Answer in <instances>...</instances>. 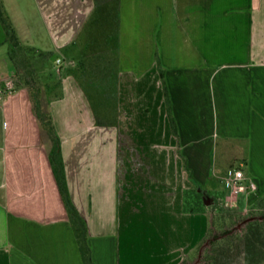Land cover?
I'll return each instance as SVG.
<instances>
[{
  "label": "crops",
  "instance_id": "0c3cea01",
  "mask_svg": "<svg viewBox=\"0 0 264 264\" xmlns=\"http://www.w3.org/2000/svg\"><path fill=\"white\" fill-rule=\"evenodd\" d=\"M0 1L21 43L49 54L52 63L74 59L75 38L94 6V0ZM119 7L117 124L96 123L67 65L47 73L61 81L62 96L42 103L61 141L93 263L179 264L207 234L208 218L183 212L191 183L178 150L201 185L220 177L226 202L234 192L222 177L233 164L245 176L237 194L246 205L264 193V0H120ZM24 21L29 38L22 39ZM14 73L0 25V264H83L50 165V141Z\"/></svg>",
  "mask_w": 264,
  "mask_h": 264
},
{
  "label": "rangeland",
  "instance_id": "374dc122",
  "mask_svg": "<svg viewBox=\"0 0 264 264\" xmlns=\"http://www.w3.org/2000/svg\"><path fill=\"white\" fill-rule=\"evenodd\" d=\"M119 6L120 0H94L91 16L83 23L81 31L75 38L79 51L74 55V59L65 58L62 63L61 61L52 63L44 57L36 58V62L32 60L34 67L40 73H44L40 74L43 80L49 79L47 74L49 69L52 68L53 71L56 69L57 72L59 67L69 66L70 71L77 75L80 84L96 106L100 118L106 120L115 117L117 119L119 115L118 76L116 79L114 75L116 71L118 73L119 68ZM30 22H33L34 31L46 33L39 21ZM0 25L3 29L1 22ZM19 30L22 39L25 36L29 38L26 21L21 23ZM36 39L38 35L35 32L32 40ZM39 44L50 47L52 43L50 39H40ZM94 57L99 59V64L91 67L88 61ZM231 169H240V166L233 164ZM219 180L220 177H217L208 185L200 184L198 187L205 190V194L200 192L203 203L204 198L209 202L208 205L204 203L207 207V212L204 214L208 218V229L209 219L212 218L213 221L210 227L212 244L206 243L201 250L194 251L188 258L189 264L261 262L264 257V193L250 205L245 204L238 192L230 195L232 197L226 202V194L221 189ZM227 232L228 234L224 235Z\"/></svg>",
  "mask_w": 264,
  "mask_h": 264
},
{
  "label": "trees",
  "instance_id": "16d2710c",
  "mask_svg": "<svg viewBox=\"0 0 264 264\" xmlns=\"http://www.w3.org/2000/svg\"><path fill=\"white\" fill-rule=\"evenodd\" d=\"M0 22L5 32V41L9 45V56L15 66V73H14V76L16 77L15 83L19 81L28 89L33 111L41 125L43 132L50 141V150H49L50 165L59 189L60 196L65 206L69 218V222L75 234V238L81 253L83 264H94L92 260L91 249L88 244L87 225L84 219L79 214L77 208L73 204L69 194V189L65 175V166L61 152V141L55 129L52 116L47 110H45L42 103L43 97L52 99V98H60L62 96L61 81L59 79H54V78L50 79L49 76H48L49 79L47 80H43L41 78L40 72L34 67L32 60H35L38 57L47 58L49 54H44L39 51H36L34 48L27 45H23L20 42L13 27V24L10 21V18L1 1H0ZM98 62L99 59L97 57H94L89 59L88 64L91 67H94L97 64H99ZM156 64L162 83L165 109L169 120L170 128L173 135L178 138L179 129L173 114L169 89L165 81V69L162 66L160 58L157 54H156ZM73 75L79 82L77 75L75 73H73ZM114 75L115 78L117 79L118 76L117 71L115 72ZM81 87L88 96L89 102L91 104L95 116L96 123L98 125H111V126L116 125L117 124L116 117L112 120H106L104 118H100L97 112V108L95 105H93V102L91 101V98L88 95L87 91L82 85ZM178 154L182 158L183 170L191 183V187L189 189H186L183 194V203H182L183 212L206 213L207 207L203 203L202 194L198 191V187L200 186V183L194 178L192 170L189 168L187 160L180 153V150H178ZM212 225H213V221L212 218H210L208 232L206 236L202 239V241L195 247V251L201 250V248L206 243L212 244L211 243L212 231L210 229ZM227 234L228 232L225 233L224 235ZM263 261H264V257L261 259V262ZM261 262H258L256 264H260ZM179 264H189L188 258H184Z\"/></svg>",
  "mask_w": 264,
  "mask_h": 264
},
{
  "label": "built area",
  "instance_id": "2783aa9c",
  "mask_svg": "<svg viewBox=\"0 0 264 264\" xmlns=\"http://www.w3.org/2000/svg\"><path fill=\"white\" fill-rule=\"evenodd\" d=\"M60 62V60H57V63ZM8 86L11 87V82H6ZM2 89L0 87V96L2 95ZM244 179V173L241 169H229L225 172V174L222 177V183L226 189H231L234 193L239 192L240 185L242 180Z\"/></svg>",
  "mask_w": 264,
  "mask_h": 264
},
{
  "label": "water",
  "instance_id": "95a60500",
  "mask_svg": "<svg viewBox=\"0 0 264 264\" xmlns=\"http://www.w3.org/2000/svg\"><path fill=\"white\" fill-rule=\"evenodd\" d=\"M198 191L202 192L203 194H205V190H202L201 188H198ZM209 200H211V199H209ZM204 203H205V205L209 204V202L206 201V198H204Z\"/></svg>",
  "mask_w": 264,
  "mask_h": 264
}]
</instances>
